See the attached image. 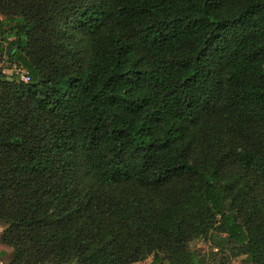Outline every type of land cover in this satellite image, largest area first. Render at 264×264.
Segmentation results:
<instances>
[{
	"label": "trees",
	"instance_id": "1",
	"mask_svg": "<svg viewBox=\"0 0 264 264\" xmlns=\"http://www.w3.org/2000/svg\"><path fill=\"white\" fill-rule=\"evenodd\" d=\"M0 223V264H264V0H0Z\"/></svg>",
	"mask_w": 264,
	"mask_h": 264
},
{
	"label": "rangeland",
	"instance_id": "2",
	"mask_svg": "<svg viewBox=\"0 0 264 264\" xmlns=\"http://www.w3.org/2000/svg\"><path fill=\"white\" fill-rule=\"evenodd\" d=\"M3 69H9V65L4 62ZM4 225L0 223V235ZM191 248L195 252L201 264H246L244 256L235 255L222 236L211 233L209 239L199 240L191 243ZM11 253L12 249L0 242V252ZM152 258L138 264H151Z\"/></svg>",
	"mask_w": 264,
	"mask_h": 264
},
{
	"label": "built area",
	"instance_id": "3",
	"mask_svg": "<svg viewBox=\"0 0 264 264\" xmlns=\"http://www.w3.org/2000/svg\"><path fill=\"white\" fill-rule=\"evenodd\" d=\"M2 73L5 75H14L15 77H17L20 81L27 83L29 82V75L28 73L21 67H12V69L7 70V69H3L2 68Z\"/></svg>",
	"mask_w": 264,
	"mask_h": 264
},
{
	"label": "water",
	"instance_id": "4",
	"mask_svg": "<svg viewBox=\"0 0 264 264\" xmlns=\"http://www.w3.org/2000/svg\"><path fill=\"white\" fill-rule=\"evenodd\" d=\"M11 50H12V49H11L10 47H8V48H7V53H6V54L9 55V54L11 53Z\"/></svg>",
	"mask_w": 264,
	"mask_h": 264
}]
</instances>
